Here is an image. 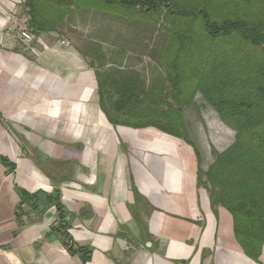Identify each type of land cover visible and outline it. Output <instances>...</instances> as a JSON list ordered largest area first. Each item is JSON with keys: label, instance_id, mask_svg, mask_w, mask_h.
<instances>
[{"label": "crops", "instance_id": "0c3cea01", "mask_svg": "<svg viewBox=\"0 0 264 264\" xmlns=\"http://www.w3.org/2000/svg\"><path fill=\"white\" fill-rule=\"evenodd\" d=\"M28 19L25 0H0V156L15 166L10 171L0 161V264H83L52 230L54 205H25L31 222L18 225V189L60 191L67 232L90 250L84 264H264V244L257 261L248 257L231 214L213 208L198 184V167L207 171L212 163L199 126L223 124L215 110L200 95L183 110L186 131L207 154L200 165L195 147L181 138L113 125L100 108L97 67L70 30L34 31L27 47L17 26ZM207 114L216 118L206 122Z\"/></svg>", "mask_w": 264, "mask_h": 264}, {"label": "trees", "instance_id": "16d2710c", "mask_svg": "<svg viewBox=\"0 0 264 264\" xmlns=\"http://www.w3.org/2000/svg\"><path fill=\"white\" fill-rule=\"evenodd\" d=\"M25 6L28 26L38 33L72 31L75 14L90 10L101 15L92 21L116 19L132 29L115 35L124 39L112 43L110 54L100 46L80 49L97 67L99 104L111 124L155 127L192 145L183 110L196 95L215 110L234 139L222 151L212 149L207 171L198 167V184L207 188L213 208L231 214L237 243L257 261L264 244V0H25ZM138 48L150 60L142 69L123 60ZM0 161L10 171L15 167L3 156ZM18 190V225L31 222L25 205L34 211L42 199L45 208L54 205L52 230L61 231L63 246L84 264L90 250L67 232L60 191Z\"/></svg>", "mask_w": 264, "mask_h": 264}, {"label": "rangeland", "instance_id": "374dc122", "mask_svg": "<svg viewBox=\"0 0 264 264\" xmlns=\"http://www.w3.org/2000/svg\"><path fill=\"white\" fill-rule=\"evenodd\" d=\"M99 18L101 16L100 14H96ZM97 19V18H96ZM77 24H79V29H74L68 33V37L72 40L73 44L77 46L81 50H86L88 46H92L94 48H100L107 54H110V50L114 47L120 46L123 42V39H118L116 38V34L120 35H126L128 32H132V29L129 27L120 24L119 20H109V21H101L100 19L98 20H90V18H85L81 17L77 19L76 21ZM109 29L110 34L104 36V32ZM126 37V36H125ZM112 43L114 44V47L112 46ZM133 51H130L126 54L123 60H125V63L127 65H133L137 69H142L144 66L148 65L150 62L149 58L146 56H141L140 53L142 52V49H132ZM199 95H197L196 100L200 102ZM197 111H199V107L194 106ZM213 117L216 118L214 114H210V116L207 114L205 116L206 122L207 121H212ZM217 124L216 126L209 128H205L204 123H201V126H199V133L203 135L205 138L204 143H205V149L208 154V159L209 161H213V156H212V149H215L217 151H222L226 146L231 144L233 142V137H234V131L230 129L227 126H223L218 120H216ZM196 123L199 125L200 123L196 121ZM206 132V137L205 134L203 133V128ZM192 145L195 147L196 152L198 153L200 160L202 157V160L206 162L207 160V154L205 151L202 149V147L198 143V139L193 135L190 137L189 132H187ZM197 143L198 146L197 147ZM198 150L200 151V155Z\"/></svg>", "mask_w": 264, "mask_h": 264}, {"label": "built area", "instance_id": "2783aa9c", "mask_svg": "<svg viewBox=\"0 0 264 264\" xmlns=\"http://www.w3.org/2000/svg\"><path fill=\"white\" fill-rule=\"evenodd\" d=\"M17 37L27 47H30L37 39L34 31L28 26L27 22L17 26Z\"/></svg>", "mask_w": 264, "mask_h": 264}]
</instances>
